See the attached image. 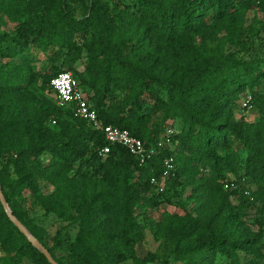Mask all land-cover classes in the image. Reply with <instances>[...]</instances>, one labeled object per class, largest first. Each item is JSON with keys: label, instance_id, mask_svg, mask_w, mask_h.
<instances>
[{"label": "trees", "instance_id": "16d2710c", "mask_svg": "<svg viewBox=\"0 0 264 264\" xmlns=\"http://www.w3.org/2000/svg\"><path fill=\"white\" fill-rule=\"evenodd\" d=\"M68 1L79 3L90 17L75 20ZM250 11L264 13V0H112L111 5L101 0H0V17L13 25L11 35L0 34V189L12 214L57 264L153 262L151 255L141 259L136 254L142 239L136 214L154 189L151 179L161 177L166 158L174 160L171 186L175 189L184 179L196 211L175 229L176 261L216 264L223 258L240 264L243 252L256 258L254 264H264V235L254 248L245 238L240 208L230 212L234 207L223 189L226 173L240 162L226 137L239 97L248 90L251 105L264 115V95L257 90L264 60L231 51H247L258 34L245 27ZM33 52L46 57L43 73L32 64ZM82 59L83 70L76 71ZM63 71L92 92L85 97L104 126L127 130L146 147L164 139L167 121L181 120L186 128L172 134L170 146L157 149L144 165L118 145L102 157L99 151L107 143L100 131L74 117L73 107L59 108L35 96L39 82L50 89L51 79ZM157 114L159 124L151 125ZM249 127L252 139L243 169L255 189H245L238 179L229 193L260 203L264 225V119ZM45 155L51 164L43 162ZM199 166L208 167L211 177H199ZM37 178L55 191L45 195ZM27 196L45 213L79 225L78 240L64 259L54 254L59 234L50 247L32 224L24 205ZM0 247L3 264H21L25 254L35 264H49L1 204Z\"/></svg>", "mask_w": 264, "mask_h": 264}, {"label": "rangeland", "instance_id": "374dc122", "mask_svg": "<svg viewBox=\"0 0 264 264\" xmlns=\"http://www.w3.org/2000/svg\"><path fill=\"white\" fill-rule=\"evenodd\" d=\"M105 4L111 5L112 0H101ZM69 11L72 17L75 20H83L90 17V14L79 4L73 1H68ZM264 13L257 11H250L246 14L245 27H251L254 33H258L251 40L250 48L247 51H243L241 48L231 49L235 51L238 57H244L245 59H257L260 61L264 60V29L263 22ZM13 33V25L9 23L6 19L0 17V34ZM228 48V46H225ZM33 66L38 73H43V69L47 63L46 57L40 52H33ZM5 61V60H1ZM16 63H20V59L15 60ZM85 59L77 62L75 65L76 71H82ZM258 92L264 95V79H262L258 84ZM83 93L88 97H92V92L87 88L82 87ZM35 96L39 99H46L51 103L55 104V96L51 89L45 87L42 88L40 82L38 86L34 89ZM250 97L249 91L246 90L244 94L239 97L237 102V109L233 113L232 120L229 123L230 131L229 135L226 136L230 149L232 152H235L238 156L240 162L235 163V168L226 173V178L223 183L228 182V188H223L224 193L228 195L231 206L234 209H230V212L234 214L235 208H240L242 215V222L247 228L245 238L251 239L252 246L254 248L258 247L262 241L259 240V235H264V232L261 231L263 224L259 215L260 203H253L249 196H240L239 194L229 193L231 190H235L237 184L235 181L240 179L245 189L254 190L255 186H250L247 183V179L244 175L243 165L247 157V145L252 139V134H250L251 139L247 137V134L252 130L249 125L258 123L264 115L254 107L250 106L249 109L243 110V102L246 98ZM33 109H37V104L32 101ZM152 124H159L161 120V114L153 115L151 118ZM166 129L164 131L165 135L167 131H172L173 134L180 133L186 127L181 120L167 121ZM45 125L53 128L52 122H46ZM169 126V127H168ZM169 128V129H168ZM168 129V130H167ZM164 136V135H163ZM160 141H163L161 139ZM165 142V141H164ZM165 146H170L169 143H165ZM218 155L224 156L225 152H219ZM230 155V153H229ZM42 160L45 164H51L52 159L45 155L42 156ZM239 164V166H238ZM175 171V166L173 172L169 175L168 178L162 180L158 178V186H153L154 189H151L149 193L146 194V201L141 204L136 214V220L142 231V239L136 246V254L139 258L143 259L147 255L153 256V262L146 264H162L164 260H167L170 264H186L185 262H178L173 255V250L175 248V239L176 233L175 229L181 224L180 219H183L187 215H196L194 210L195 201L191 196L192 189L189 186L185 185V180L182 179V185L176 187L171 186V181L169 178L173 176ZM199 177L206 180L211 177V171L206 166H199L198 168ZM72 173L68 174V177H71ZM37 182L41 190L45 195H49L55 191V187L50 185L42 178H37ZM26 197L25 210H27L28 217L31 219L32 224L43 231L44 240L48 246L52 247L54 244L53 238L56 234L60 236V243L54 249V254L56 258L64 259L69 253L70 245L78 240L80 234V227L78 224H73L72 222H65L59 219L55 214L45 213L41 208L32 204V202ZM248 198V199H247ZM80 242L86 245L89 248H92V245L86 237H81ZM5 254L0 247V264ZM240 264H254L256 258L253 255L240 252L239 253ZM95 262V258H93ZM21 264H35L34 261L25 254L22 258ZM121 264H132L130 261L124 262ZM216 264H228V260L219 258Z\"/></svg>", "mask_w": 264, "mask_h": 264}, {"label": "built area", "instance_id": "2783aa9c", "mask_svg": "<svg viewBox=\"0 0 264 264\" xmlns=\"http://www.w3.org/2000/svg\"><path fill=\"white\" fill-rule=\"evenodd\" d=\"M253 1L257 2V0ZM49 87L55 96V105L57 107H73L74 117L86 121L93 129H96L103 134L107 145L99 151V155L102 157H105L110 152L111 146L118 145L124 147L132 156H134L141 166L154 157L157 149L165 146V143H171L170 136L173 133L170 130L167 131L163 141H159L156 146L146 147L141 140L133 137L127 130L109 125L104 126L98 119L96 112L91 109L85 94L79 87L78 81L73 77L71 72L63 71L55 75L51 79ZM242 106L243 110L249 109L251 106V97L246 98ZM173 170L174 160L172 158L164 159L163 171L160 179L164 180L168 178ZM151 184L153 186H158V179L152 178ZM229 186L232 185H229L228 183H225L224 185L225 188H228Z\"/></svg>", "mask_w": 264, "mask_h": 264}, {"label": "water", "instance_id": "95a60500", "mask_svg": "<svg viewBox=\"0 0 264 264\" xmlns=\"http://www.w3.org/2000/svg\"><path fill=\"white\" fill-rule=\"evenodd\" d=\"M0 204L9 219V221L14 225V227L26 238L28 243L37 251H39L49 264H57L56 261L52 258L48 250L28 231V229L12 214L9 209L2 191L0 189Z\"/></svg>", "mask_w": 264, "mask_h": 264}]
</instances>
